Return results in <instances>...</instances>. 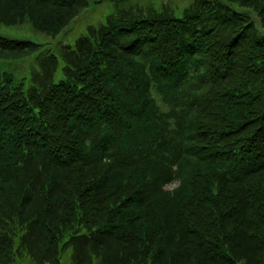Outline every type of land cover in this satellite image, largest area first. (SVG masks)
<instances>
[{
    "label": "trees",
    "instance_id": "16d2710c",
    "mask_svg": "<svg viewBox=\"0 0 264 264\" xmlns=\"http://www.w3.org/2000/svg\"><path fill=\"white\" fill-rule=\"evenodd\" d=\"M158 2L58 52L0 34L37 53L0 70V264H264V0ZM91 4L0 0V24L56 36Z\"/></svg>",
    "mask_w": 264,
    "mask_h": 264
},
{
    "label": "rangeland",
    "instance_id": "374dc122",
    "mask_svg": "<svg viewBox=\"0 0 264 264\" xmlns=\"http://www.w3.org/2000/svg\"><path fill=\"white\" fill-rule=\"evenodd\" d=\"M91 6L84 11V14L79 18V20L74 21L69 25L61 34L56 36H47L42 32H37L30 25V23L18 24L17 26H4L0 24V34L5 37H11L15 39H27L33 40L39 44H44L46 47H54L55 51L58 52L59 46L63 43L73 44L77 37L81 36L88 30L90 25H99V22L105 21L108 14L112 12H117L118 9L122 8L128 10L137 6L143 0H91ZM158 0H156L157 2ZM168 3L174 4L177 7L175 14L178 16L183 15L184 6L189 0H164ZM160 2V1H159ZM157 2V3H159ZM231 6L237 10H245L242 6H237L235 3H231ZM252 16L254 14L252 13ZM255 17V16H254ZM37 53L31 55L30 58L23 60V63L3 61L0 60V70H16L15 74L18 78L25 77L27 80L30 75V67L34 63Z\"/></svg>",
    "mask_w": 264,
    "mask_h": 264
},
{
    "label": "bare ground",
    "instance_id": "6f19581e",
    "mask_svg": "<svg viewBox=\"0 0 264 264\" xmlns=\"http://www.w3.org/2000/svg\"><path fill=\"white\" fill-rule=\"evenodd\" d=\"M158 2V1H157ZM156 2V0H143V1H141L139 4H138V6H137V8H142V9H144V8H147V7H149V5H152L153 3H157ZM123 10H125V9H122V8H120V9H118L117 10V12H112V13H110V14H108L107 16H106V18H110L111 16L110 15H115V16H117V14H120ZM84 14V13H83ZM83 14H81V15H79L76 19H74L73 20V22L74 21H76V20H79V18L83 15ZM106 18H105V21H102V22H106ZM72 22V23H73ZM99 23H101V21L99 22ZM71 25V24H70ZM97 25V24H96ZM90 26H94V25H90ZM67 28V27H66ZM65 28V29H66ZM45 34V33H44ZM46 35V34H45ZM48 36V35H47ZM52 36V35H51ZM66 44V43H65ZM61 45H63V44H61ZM60 45V46H61ZM59 46V49H61V47ZM44 48L46 47L45 45L43 46ZM50 49H53V50H55L54 49V47H49ZM140 77H139V80H138V82H140L143 78H144V76H142V75H139ZM167 185V184H166Z\"/></svg>",
    "mask_w": 264,
    "mask_h": 264
}]
</instances>
